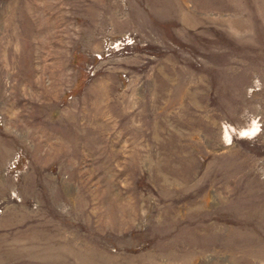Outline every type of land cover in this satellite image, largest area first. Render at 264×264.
Returning <instances> with one entry per match:
<instances>
[{
  "label": "rangeland",
  "instance_id": "obj_1",
  "mask_svg": "<svg viewBox=\"0 0 264 264\" xmlns=\"http://www.w3.org/2000/svg\"><path fill=\"white\" fill-rule=\"evenodd\" d=\"M0 264H264V0H0Z\"/></svg>",
  "mask_w": 264,
  "mask_h": 264
}]
</instances>
